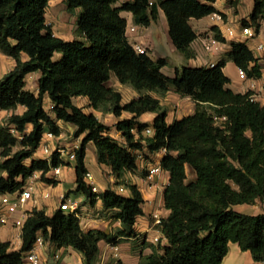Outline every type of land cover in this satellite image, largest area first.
<instances>
[{
	"label": "trees",
	"instance_id": "obj_1",
	"mask_svg": "<svg viewBox=\"0 0 264 264\" xmlns=\"http://www.w3.org/2000/svg\"><path fill=\"white\" fill-rule=\"evenodd\" d=\"M228 1L237 7L241 0ZM120 2L66 0L70 11L82 8L77 20L81 38L66 40L47 21L50 0H0V52L16 60L15 67L0 79V109L26 107L0 125L4 158L0 161V196L22 189L36 172H41L42 181L58 183L47 174L70 163L58 151L50 160L34 156L45 132L59 136L58 122L65 121L76 126L77 137H84L76 151L77 188L64 199L76 193L91 205L101 200L107 218L122 220V228L115 232L85 231L81 217L71 211L59 208L50 215L46 209L36 208L23 227L21 250H13L9 241L0 243V264H25L24 253L34 248L39 237L60 248L73 247L82 254L84 264L97 263L101 241L119 244L137 237V219L145 214L143 193L136 184L130 185V196L113 188L94 192L86 180L90 142L97 147L99 163L109 166L119 180L138 170L137 151L157 153L167 148L162 166L170 174L164 193L170 214L161 231L168 243L156 245L144 239V245L153 249L146 264H222L231 243H238L255 261L263 262L264 213H245L235 206L264 199V105L252 100V91L237 93L229 88L231 79L224 71L232 60L249 78L259 79L263 74L259 59L245 42L238 41L216 65H184L170 76L163 72L166 58L155 60L136 50L122 12H131L135 23L149 26L164 10L176 47L190 58L191 45L198 37L190 20L220 12L214 6L217 0ZM263 16L264 0H255L252 23L259 26ZM213 29L215 37L224 41L219 28ZM57 53L62 54L60 59L55 58ZM33 72L41 73L38 94L26 87V78ZM113 75L141 95L123 104L122 93L108 85ZM172 87L181 96L191 97L196 108L169 124L167 108L151 92L164 95ZM77 96L89 97L95 109H106L118 117L133 113V118L116 125L124 140L112 135L111 127L96 114L76 105ZM148 112L157 113L152 125L138 120ZM11 125L23 134L22 139L11 132ZM151 126L155 134L143 136ZM17 146L20 148L14 150ZM188 167L194 170L195 179L189 180Z\"/></svg>",
	"mask_w": 264,
	"mask_h": 264
},
{
	"label": "crops",
	"instance_id": "obj_2",
	"mask_svg": "<svg viewBox=\"0 0 264 264\" xmlns=\"http://www.w3.org/2000/svg\"><path fill=\"white\" fill-rule=\"evenodd\" d=\"M125 0H121L124 2ZM245 0H241L238 6V12H234L232 10V6L228 5V0L226 4H221L219 0L214 3L220 12H223L230 20V22H234L236 27H239L240 23H251L257 31V36L249 41L245 42L255 53L256 57L259 59V62L262 66V77L259 79L254 78H242L239 73L240 67L232 60H229L224 68L225 73L231 79V82L228 84V87L234 90L237 93H247L252 91L255 94L260 95L261 86L264 85V51L258 49L259 44H264V16L259 20V26H256L252 23V13L255 8V0H250L249 7L245 9L243 6ZM120 2V3H121ZM122 15L128 19V25L132 24V26L136 25V32L131 33V43L135 40L136 42L142 44L143 46L150 49V55L153 59L158 60L160 58H166L168 60V65L163 68V72L174 76L176 73V68L180 66H190V67H200V66H214L219 63L222 59L226 58L227 53L232 49L233 42H238L239 39L235 37H229L224 35L225 40L221 41L219 45L212 52L205 51L203 47V39L208 38L209 36L215 34L214 27H217V23L212 20L211 15L202 19L192 18L190 20L191 25L194 27L195 31L198 34V37L191 45V49L193 52V56L187 58L175 45L171 35H170V26L168 23L167 16L164 10H160V17L157 21L152 22L149 26H143L135 23L134 15L131 12L123 11ZM57 36L63 37L66 40H75L77 37L78 26L74 25L70 30L62 31L63 35L61 36L58 32L55 31ZM158 30V31H157ZM220 30V29H219ZM158 36V37H157ZM158 38V39H156ZM175 56L172 58L170 53ZM1 53V52H0ZM4 60L0 59V79L9 71H11L15 65L16 60L13 57L7 56L3 54ZM23 59H27V55H23ZM41 76L40 72L30 73L27 78V89L38 94L39 92V78ZM109 86H112L119 90L123 95V104L131 102L133 99L138 98L141 94L140 92L134 88L130 84H123L116 75H113L111 80L108 82ZM253 85L256 88H253ZM151 94L161 100L163 106H165L168 110L167 121L169 124L174 123L176 120L183 118L189 114H192L196 108V102L191 97H183L179 93H177L172 87L168 90L164 95H160L156 92H151ZM47 103L50 104L51 100L47 96ZM259 102L264 105V99L262 96H259ZM74 103L79 107L83 108L86 113H94L98 116V118L110 126L111 134L121 135V137L116 136L117 138L124 140V137L121 132L117 130V123L123 119H130L134 117L133 113L124 112L122 116L118 117L114 113L108 111L104 112L103 109H95L90 101V98L87 96H77L74 98ZM19 112L17 114H22L25 110V106H19L17 108ZM9 112V110H5ZM12 112V111H11ZM10 112V114H12ZM157 117V113L148 112L141 117L138 118L140 122H146L149 124H153L155 118ZM62 132L59 136H57L56 141L53 140L52 146L54 148L58 146L65 147L68 151H70L76 145H81L82 139L84 135L77 137L75 135L76 126L67 123L65 121L58 122ZM152 127V126H151ZM32 130V125L28 128V132ZM92 143V142H90ZM90 143L87 148L86 155V166L88 170L92 173L91 167L88 165L87 159L88 155L94 156L93 152H90L89 149ZM70 144V145H69ZM94 144V143H93ZM68 145V146H67ZM95 145V144H94ZM72 146V148H70ZM138 154V164L139 168L136 173L128 172L124 178L118 179L115 174L112 173V169L104 164H100L97 157V168L101 174V178L98 179V183H94L98 189V192L106 191L109 188L115 189L117 192L122 193L124 195L130 196L132 191L130 189L131 184H136L143 193L145 203H144V211L145 214L138 217L136 222V230L138 234H143L144 236H148V238H152L157 234V232L153 229V219L151 213L160 209L161 213L168 217L170 214V210L165 207V188L160 184L161 180H166L169 183L170 174L167 171H164L162 176H156L154 178V182L151 183L146 179L148 174V170L155 164L157 161H162L164 155L158 153H150L148 150L137 151ZM37 154V156H36ZM146 158H145V157ZM35 158H44L42 151L37 150L35 153ZM151 157V158H150ZM93 158V157H92ZM30 163V161H28ZM70 165H64L60 174L57 177H53V171H50L47 176L51 179L58 180L57 184H49L47 182L39 180L41 177V172H36L34 176L29 178L26 182V185L34 183L36 186L34 199L30 201L28 204V208L30 210L38 209H46L48 214L53 215L57 209L60 208V204L62 202V198L66 196L70 191L75 190L77 188V174H76V161L69 162ZM190 172L193 174V178H196V174L191 167H188V174ZM106 175L107 177H105ZM134 176L135 179L132 182H129L128 185L121 183H117L118 181H122L123 179H128L130 176ZM94 176H96L94 174ZM96 178V177H95ZM73 182V186L67 189V182ZM118 184V188L114 187V185ZM125 186V187H123ZM124 188V192L122 191ZM69 199L71 200H80L81 201V214H82V224L85 231L90 230H105L108 232H115L116 230L122 228V220H113L106 217L107 212L104 211V205L101 200H99L95 205H91L86 202V197L81 194L70 193ZM247 205L241 204L236 205L235 208L239 211V207ZM52 206V207H51ZM242 212V211H241ZM20 230L18 228H12L9 226H3L0 224V243L4 241L11 242V248L13 250H19L23 246V238L18 241L17 245H14L13 242L15 240H19ZM133 240H137L138 238H132ZM151 243V242H150ZM168 243V240L164 245ZM108 244L106 241H101L100 246L103 251H108ZM129 244L119 243V255L121 254V259L124 264H128L126 259L130 258L131 247H127L124 249V245ZM39 251L42 260L48 261L50 258H53V254L62 251L66 254L67 258H76L79 257L80 264H83L82 254L76 251L73 247H58L55 244L50 242H45L43 246H36ZM61 252V253H62ZM153 252L152 247H147L144 250V256H146V262L148 256ZM163 252V251H162ZM111 252L108 254L110 257ZM126 254V255H124ZM64 258V257H63ZM107 256L105 257V259ZM126 258V259H125ZM54 261V260H53ZM135 264H141L142 258L136 256ZM222 264H264L263 262H257L254 260L253 255L250 251H243L238 243L230 244V252L224 259Z\"/></svg>",
	"mask_w": 264,
	"mask_h": 264
},
{
	"label": "built area",
	"instance_id": "obj_3",
	"mask_svg": "<svg viewBox=\"0 0 264 264\" xmlns=\"http://www.w3.org/2000/svg\"><path fill=\"white\" fill-rule=\"evenodd\" d=\"M211 18L213 21L217 23V27L220 29L222 35H226L229 37H235L238 38L239 41L247 42L250 39H253L257 36V31L254 28V26L251 23H240L239 27H236V24L234 22H230L228 18H226L225 14L223 12H214L211 14ZM129 31L133 32L136 31L135 26H131L128 30L127 34L129 38L131 39ZM133 44L136 48V50L139 53H147L150 54V49L143 46L142 44L136 42L133 40ZM221 41L218 40L215 37V34L209 36L208 38H204L202 43L205 51L212 52L214 49L219 45ZM258 49L264 51V44H259ZM240 76L242 78H247V73L243 68L239 69ZM253 88H256L255 85H253ZM259 96H262L264 99V85L261 86L260 89V95L253 93L251 95L252 100L259 101ZM50 109L54 108V105L49 106ZM11 132L17 135L20 139H22L24 136L18 130L14 125L10 126ZM143 134L147 136H153L155 134V131L153 127H148L143 131ZM137 136L139 134L137 133ZM54 138H57V135H55L51 131H47L44 134V138L42 140L41 146L39 150L42 151V154L44 158L50 160L53 153L55 151H58L60 153L61 158L65 162H72L76 161V151L79 149L80 145H76L73 147L70 151H68L63 146H58L54 148L52 144H50V141ZM163 154L165 155L167 153V148H162L161 151L157 152V154ZM64 165H60L58 167L53 168V177H57ZM164 172L162 161H157L155 164L148 170V174L146 176V179L153 183L154 178L156 176H162ZM93 174L89 171L86 175V180L88 184L91 186L92 190L94 192H98V189L96 185L93 182ZM160 184L163 187H166L168 185V182L166 180H161ZM35 191L36 186L34 183L25 185L22 189L17 190L14 193H6L0 196V224L3 226H9L12 228H18L20 230L19 240H15L13 242L14 245L18 244V241L21 242V238H23V227L25 225L26 220L30 217L32 210L28 208V204L30 201L35 200ZM122 191H124V188H122ZM65 196L62 198V202L60 204V208L66 211H71L75 213L76 215L80 216L82 218L81 214V201L71 200V199H64ZM152 219H153V229L157 232L155 236L152 238H148V236H144L143 234H138L135 238H140L144 236V239L148 242H151L153 244L164 245L167 241V238L161 231V225L164 222V219L166 216H164L160 209H157L156 211H153L151 213ZM11 243V242H10ZM44 239L43 237H39L34 248L30 251H27L24 253V260L25 264H43L42 257L37 250L36 246H43L44 245ZM12 246V245H11ZM20 248L19 250H21ZM111 252L114 253V255H119V245L118 244H108V251H103V256L106 257ZM53 258L55 260V264H67L64 260L61 254L58 252L53 254Z\"/></svg>",
	"mask_w": 264,
	"mask_h": 264
},
{
	"label": "rangeland",
	"instance_id": "obj_4",
	"mask_svg": "<svg viewBox=\"0 0 264 264\" xmlns=\"http://www.w3.org/2000/svg\"><path fill=\"white\" fill-rule=\"evenodd\" d=\"M226 1L227 0H219V2H221V4H226ZM249 3H250V0H245L244 1L243 6L245 7V9H247L249 7ZM239 4H238V6H239ZM228 5H230L229 1H228ZM238 6L237 7L232 6L233 7L232 10L235 13L238 12ZM81 11H82V8H80V7L75 9L74 11H70L68 9L67 4H66V0H50V5H49V7L47 9V21H48L49 24H51L53 26L55 31L58 32L62 36L63 35L62 31L70 30L72 28V26L74 27V25H77V20H78V17H79V14L81 13ZM244 23H247V21H245ZM131 26H132V24H129V28ZM134 26L136 27V25H134ZM135 32L136 31H133V32L129 31L130 35H131V33H135ZM76 38H81L79 32H77V37ZM156 39H158V38H156ZM169 53H170V56L172 58H175V56L173 54H171V52H169ZM61 56H62L61 53H57L55 58L56 59H60ZM3 58H5V57H3V53H0V59H2L1 61L4 60ZM10 112L13 114V113L19 112V110L15 109V110H9V112H7L5 110H1L0 109V125H4V124L8 123V120H9V118L11 116ZM104 112L107 113L108 110L105 109ZM116 136L121 137V135H116ZM143 136H147V135L143 134ZM53 140L56 141V138H54ZM53 140L50 141V144H52V145H54L52 143ZM118 140L121 141V139H119V138H118ZM89 147H90L89 149L91 150L90 152H93L94 156L92 155V157H93L92 158L91 155H88L87 162H88V165L92 169V174H93V179L92 180H93V182L94 183H98L97 177L100 179L101 178V174L98 171V168L96 167L97 166V162H98L97 161V157H98L97 147L93 143H90ZM19 148L20 147L17 146V147L14 148V150H18ZM70 148H72V146ZM156 155H158V154L156 153ZM36 156H37V154H36ZM3 159L4 158L2 157V148L0 147V161L3 160ZM27 163H28V161H27ZM133 173H136V172H133ZM1 174H2V171L0 170V175ZM94 174L96 176H94ZM104 176L107 177L106 175H104ZM192 178H193V174H192V172H190L189 180H192ZM134 179H135V177L131 175L128 179H123L121 182L123 184H125V185H128L129 182H132ZM39 180L42 181L41 177L39 178ZM73 185L74 184H73L72 181L70 183L67 182V189H69ZM114 187L118 188L119 186L117 184V185H114ZM123 187H125V186H123ZM121 192H124V191H121ZM239 209L242 212L250 213V214H261V213H264V199H258V201L256 203L243 205V206L239 207ZM143 241H144V238L142 236V237L138 238L137 240L136 239L133 240L131 238V239L124 240V241L121 242V243L129 242V244H125L124 245V249L129 247V246L131 247V250L128 252V253H130V255H129L130 258L129 259L125 258L128 261V264H135L134 262H136V256L142 258V263L141 264H146L145 263L146 262V256H144L143 252H144V250L147 247H150V246H145ZM61 252L58 251V253L61 254L62 257H64L63 260L67 264H80L81 263L80 259H78L79 257L67 258L66 254L63 253V252L61 253ZM102 254H103V252L99 256V259H98L96 264H124L123 260L121 259V254L116 256V255H114V253H111L110 257L107 256L106 259H105V257ZM124 255H126V254H124ZM53 260H52V258H50L48 261H43V264H55V260L54 261ZM82 260H83V264H84V258L83 257H82Z\"/></svg>",
	"mask_w": 264,
	"mask_h": 264
}]
</instances>
